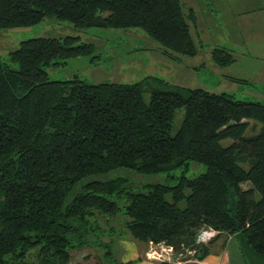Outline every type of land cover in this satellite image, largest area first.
<instances>
[{"label":"trees","instance_id":"obj_1","mask_svg":"<svg viewBox=\"0 0 264 264\" xmlns=\"http://www.w3.org/2000/svg\"><path fill=\"white\" fill-rule=\"evenodd\" d=\"M46 17L76 29L139 28L171 58L199 51L187 22L195 18L184 15L180 0H0V29ZM93 50L75 35L37 36L9 50L15 66L0 58V264H66L70 249L88 245L97 231L96 213L120 211L133 238L172 246L176 261L210 252V243L196 241L208 227L239 238L245 263L264 264V102L158 77L48 79L45 66ZM210 56L218 66L234 61L224 47ZM142 83H149L148 101ZM190 161L204 171L182 172L174 184L136 190L110 176L184 170ZM104 254L113 264L130 263L114 261L110 249Z\"/></svg>","mask_w":264,"mask_h":264},{"label":"rangeland","instance_id":"obj_2","mask_svg":"<svg viewBox=\"0 0 264 264\" xmlns=\"http://www.w3.org/2000/svg\"><path fill=\"white\" fill-rule=\"evenodd\" d=\"M183 2L185 3V0ZM182 11L186 12L184 5ZM226 22L227 26L217 22L216 26L211 29H205L201 35L204 39L200 41L191 27L199 51L195 58L181 55L182 64L175 63V65L194 64L197 67L191 66L179 77L174 69L168 68L169 58H173L164 55L160 45L139 28L93 26L76 29L69 22L53 17H46L31 26L0 29V58L15 66L9 61L8 52L16 47L19 41L37 36L75 35L78 36V42H91L94 50L87 55L64 59V63L45 66L48 79L63 80L78 76L90 83H133L145 77L152 82L150 80L152 77H158L167 80L170 84H179L187 88L200 87L211 92L224 91L232 94L236 99L264 102V96L257 94V92L264 94V83L258 72L259 68L264 66V46L257 39L252 38L251 34H244L242 28H237L236 19L227 15ZM234 28L238 30L240 37H235ZM216 46L232 49L234 61L225 66L215 64L209 52ZM229 76L238 79L237 81L230 80ZM148 84L142 83L145 101L149 100V90L145 89L148 88ZM182 114L183 108L176 110L172 120V133L179 126ZM252 124L258 127V123L252 122ZM230 141V139H225L222 143L227 144ZM204 169V164L190 161L184 170L176 168L168 172L145 174L120 169L112 172L110 176L125 177L131 187L138 190L148 183L174 184L182 172L186 176H195ZM241 186L247 188L249 183L243 182ZM2 199L3 196L0 193V205ZM119 203L121 205L122 201ZM96 220L97 231L88 237L89 244L81 248L70 249V257L66 264H113L104 254L106 249H110L114 261L125 260L132 254L144 255L146 259L148 257L158 262L162 261L159 255L164 254L165 251L163 252L161 245L133 238L124 226L127 217L121 211L113 216L96 213ZM196 237L198 242L210 243L208 254L214 252L222 254L227 243L229 246L234 244L240 253V239L233 235L224 232L218 234L216 230L207 227L200 230ZM97 242L100 245H97ZM221 246L223 247L218 249ZM230 249L232 247L229 248L228 253ZM31 264H37V261Z\"/></svg>","mask_w":264,"mask_h":264},{"label":"crops","instance_id":"obj_3","mask_svg":"<svg viewBox=\"0 0 264 264\" xmlns=\"http://www.w3.org/2000/svg\"><path fill=\"white\" fill-rule=\"evenodd\" d=\"M180 2L182 7L183 5L186 7V12H183L184 15L187 16L188 13H192L195 18L194 22L190 20H187V22L190 24V27H193L199 41L204 39L201 36L203 31L207 28L211 29L216 26L215 24L217 22L227 26L226 16L228 15L238 21L237 28H242L244 34H251L252 38L257 39L258 42L262 43L264 46V0H185V3L183 0H180ZM234 31L235 37H240L238 30L234 28ZM224 48L228 49L227 47ZM230 51L232 53V49ZM196 55L190 57L195 58ZM181 60L182 57L179 55L177 58H169L168 61V68L174 69L178 77L183 75L191 66H193V68L197 67L194 64H187L184 66L175 65V63L182 64ZM258 72L260 79L264 83V66L259 68ZM228 78L234 81L238 79L233 76H229ZM257 94L264 96L261 92H257ZM222 247L223 246L218 249ZM230 247H232V249H230V253H228L227 251ZM120 261H130L129 264H159L158 261L148 259V257L146 259L144 255L137 254H132L125 260L121 259ZM178 264H245V262L242 255L236 250V246L234 244L229 246L227 243L225 244V251L222 254L214 252L212 254H207L201 260L190 258L185 261H179Z\"/></svg>","mask_w":264,"mask_h":264},{"label":"built area","instance_id":"obj_4","mask_svg":"<svg viewBox=\"0 0 264 264\" xmlns=\"http://www.w3.org/2000/svg\"><path fill=\"white\" fill-rule=\"evenodd\" d=\"M162 247V250L164 252V254L159 255L160 258L162 259H170L172 256V246H168V245H164V244H160Z\"/></svg>","mask_w":264,"mask_h":264},{"label":"flooded vegetation","instance_id":"obj_5","mask_svg":"<svg viewBox=\"0 0 264 264\" xmlns=\"http://www.w3.org/2000/svg\"><path fill=\"white\" fill-rule=\"evenodd\" d=\"M174 255H172L171 256V258L170 259H167L168 261H173V262H176V263H179V261H176L177 260V257H176V259H173L172 257H173ZM161 260H163V259H161Z\"/></svg>","mask_w":264,"mask_h":264},{"label":"water","instance_id":"obj_6","mask_svg":"<svg viewBox=\"0 0 264 264\" xmlns=\"http://www.w3.org/2000/svg\"><path fill=\"white\" fill-rule=\"evenodd\" d=\"M172 258H173V259H176V257H175V256H173Z\"/></svg>","mask_w":264,"mask_h":264}]
</instances>
